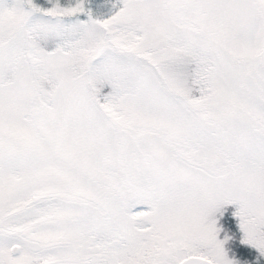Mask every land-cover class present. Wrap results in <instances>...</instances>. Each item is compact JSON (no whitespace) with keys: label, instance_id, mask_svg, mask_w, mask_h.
<instances>
[{"label":"snow or ice","instance_id":"obj_1","mask_svg":"<svg viewBox=\"0 0 264 264\" xmlns=\"http://www.w3.org/2000/svg\"><path fill=\"white\" fill-rule=\"evenodd\" d=\"M0 264H264V0H0Z\"/></svg>","mask_w":264,"mask_h":264}]
</instances>
